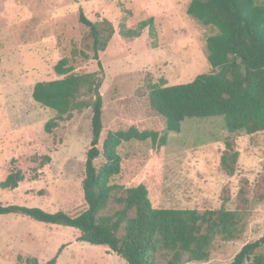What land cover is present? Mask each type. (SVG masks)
I'll use <instances>...</instances> for the list:
<instances>
[{"label":"rangeland","instance_id":"1","mask_svg":"<svg viewBox=\"0 0 264 264\" xmlns=\"http://www.w3.org/2000/svg\"><path fill=\"white\" fill-rule=\"evenodd\" d=\"M263 2V0H256ZM190 0H0V182L11 167L24 176L14 189L0 187V204L39 207L71 214L85 207L82 180L91 140V103L99 83L102 100L101 151L107 132L134 126L161 133L165 119L149 103L151 84L186 83L211 72L203 26L186 12ZM100 27L107 20L114 33L98 60L92 58L89 28L79 10ZM153 17L148 29L127 38L120 25L135 28ZM68 58L72 73H94L83 86L82 107L58 120L51 132L44 123L56 112L32 98L36 81L64 77L54 71ZM228 141L237 151L233 172L221 166ZM121 171L112 182L143 184L155 208L220 209L239 214L241 233L233 240L216 237L207 260L184 264H228L247 242L264 235V131L229 132L222 116L185 118L166 144L131 140L117 147ZM95 166L104 163L102 154ZM117 206L111 204L108 211ZM76 228L38 222L17 213L0 214V264L48 261L62 246L55 264H127L104 245L77 239ZM249 264V262L247 263Z\"/></svg>","mask_w":264,"mask_h":264},{"label":"trees","instance_id":"2","mask_svg":"<svg viewBox=\"0 0 264 264\" xmlns=\"http://www.w3.org/2000/svg\"><path fill=\"white\" fill-rule=\"evenodd\" d=\"M186 12L203 26L215 32L206 38L207 61L211 72L198 74L186 83L151 84V108L165 119V128L139 130L134 126L107 132L101 151L98 141L102 131V100L91 103V140L86 151L85 175L82 180L85 207L71 214L58 210L48 212L39 207L0 204V214L17 213L38 222L74 227L77 239L94 245H104L121 256L127 264H184L208 259L216 237L233 240L241 233L239 214L220 208L198 211L191 208H155L145 185L125 187L112 182L121 171L117 147L131 140H150L166 144L168 132H179L185 118L222 116L229 132L254 134L264 131V0H190ZM79 21L86 25L92 37V58L98 60L111 39L114 28L103 20L100 27L79 10ZM147 28L156 37L153 17L138 22L135 28L120 25L119 32L127 38L140 35ZM59 79L36 81L32 98L56 112L44 123L51 132L58 120L71 110L82 107L78 98L83 86L91 87L94 73H72L68 58L54 65ZM220 157L221 166L231 174L237 151L226 141ZM102 154L104 163L95 166ZM22 172L11 167L0 187L14 189L23 180ZM114 204L117 207L108 211ZM62 246L43 264H55ZM264 264V235L245 243L228 264ZM25 264H39L28 257Z\"/></svg>","mask_w":264,"mask_h":264},{"label":"water","instance_id":"3","mask_svg":"<svg viewBox=\"0 0 264 264\" xmlns=\"http://www.w3.org/2000/svg\"><path fill=\"white\" fill-rule=\"evenodd\" d=\"M98 86H99V83H97V84L95 85V87H94V93H95V96H96V97L100 95V94H99Z\"/></svg>","mask_w":264,"mask_h":264}]
</instances>
